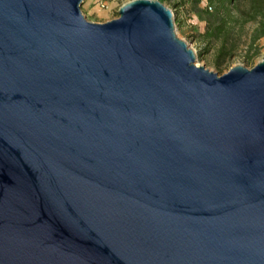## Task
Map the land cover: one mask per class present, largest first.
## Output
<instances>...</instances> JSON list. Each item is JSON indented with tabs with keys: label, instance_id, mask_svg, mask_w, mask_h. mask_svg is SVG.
<instances>
[{
	"label": "water",
	"instance_id": "95a60500",
	"mask_svg": "<svg viewBox=\"0 0 264 264\" xmlns=\"http://www.w3.org/2000/svg\"><path fill=\"white\" fill-rule=\"evenodd\" d=\"M85 2L0 0V264H264V62Z\"/></svg>",
	"mask_w": 264,
	"mask_h": 264
},
{
	"label": "rangeland",
	"instance_id": "374dc122",
	"mask_svg": "<svg viewBox=\"0 0 264 264\" xmlns=\"http://www.w3.org/2000/svg\"><path fill=\"white\" fill-rule=\"evenodd\" d=\"M133 1L86 0L82 11L88 22L102 25L119 19L121 8ZM163 4L175 15L178 38L193 43L197 66L224 76L232 68L251 70L264 62V39L256 35L259 24L243 14L248 6L239 10L230 6V13L218 14L208 0H164ZM223 23L225 28H221Z\"/></svg>",
	"mask_w": 264,
	"mask_h": 264
},
{
	"label": "trees",
	"instance_id": "16d2710c",
	"mask_svg": "<svg viewBox=\"0 0 264 264\" xmlns=\"http://www.w3.org/2000/svg\"><path fill=\"white\" fill-rule=\"evenodd\" d=\"M210 5L216 9L218 14L230 13V6L238 9L240 6H248L247 13L244 16L250 22H257L259 24L256 32L258 39H264V0H208ZM164 3V0H160ZM239 10V9H238ZM225 28V23L221 25Z\"/></svg>",
	"mask_w": 264,
	"mask_h": 264
}]
</instances>
